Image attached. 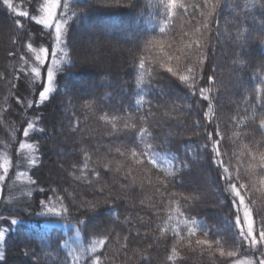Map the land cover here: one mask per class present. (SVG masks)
I'll return each instance as SVG.
<instances>
[{
  "label": "trees",
  "instance_id": "1",
  "mask_svg": "<svg viewBox=\"0 0 264 264\" xmlns=\"http://www.w3.org/2000/svg\"><path fill=\"white\" fill-rule=\"evenodd\" d=\"M244 2L245 0H226V3H222L218 10L221 32L226 25L230 29L237 26V22L233 20L235 11L232 6L236 3L243 5ZM12 3L19 10L36 14V0H12ZM148 3L149 0H119L118 3L115 0H73V6L82 9L83 18L81 20L74 18L70 21L67 47L72 63L64 65L63 71L58 73L55 91L50 94L47 101L34 103L32 108H26L24 105L28 100L38 102V90L43 80L40 84L31 85L28 76L19 72V55L24 51L19 40L31 33L33 45L37 48L41 45L50 46L51 41L46 35L47 30H43L42 26L27 18L16 17L3 4V0H0V22L4 29L8 26L4 32L9 29L5 34L7 40L0 43V74H3V78L0 79V126L4 122L12 130L5 142L0 141V154L7 150L13 162L5 181L0 182V186L3 187V192L0 193V217L4 218L0 219V229L10 227L6 231L5 240L0 242V252L3 253L0 264H62L67 256V249L60 247L64 239L71 236L74 248L78 249L81 245L86 247L94 235L109 227H115L121 235L132 228L133 237L138 228L140 238L132 239L131 246L144 248L153 243L152 231L139 223L137 215L145 217V222L149 219L155 221V216L147 205L138 203L144 194L151 195L154 189L146 186L143 194L137 189V194L129 201L117 200L114 208H110L103 203L104 197L92 186L84 181H77L70 175L73 172L72 165L82 163L80 152L82 144L89 147L92 159L96 160L107 152L108 147H115L121 140L131 138L130 133L111 134L110 127H106L95 117L89 116L85 119L86 114L82 105L86 100H94L97 115L102 110L118 111L121 115L125 110H132L130 106H134L139 92L135 86L134 61L143 42L158 34L159 29L160 18L157 10L149 8ZM152 3L155 4L156 0H152ZM85 4L90 7H84ZM260 15L261 12L257 9L247 12V20L243 23L250 32H255L257 18ZM94 18L99 21L94 23ZM17 19L24 25L23 29H18ZM180 23L179 19L174 22L170 34L179 31ZM216 27L215 23L211 25L212 31L209 33L210 40L206 50L208 59L203 71L204 79L200 80L199 84L207 86L205 81L209 75H215L222 81L223 87L212 93L216 97L214 104L219 119L208 123L203 115L207 110V101L199 95L193 96L188 87L164 72L158 73L152 81L151 89L145 90L146 103L140 112L147 115L151 109L154 113L149 117V129L155 137L156 150L173 153L178 157L175 162L178 166L180 162L187 165L179 167L171 181L170 190L185 195H198L199 200L191 205L188 213L209 225L222 227L227 220L233 219L232 210L220 191L223 182L218 181V169L211 159L209 150L203 146L207 143V133L212 132L217 123L226 136L231 135L234 125L230 117L236 114L237 105L240 114H245L246 105L242 100L248 95V90L255 85L254 69L258 63L264 61V49L256 43H251L242 52L227 39L217 38ZM92 29L98 34L96 38L99 41L98 44L92 43V49L103 53V57H108L110 60L108 65L104 66L102 62L101 64L99 62L100 65L95 64L80 56L83 53L82 43H78L77 38L83 32L88 36L90 34L88 30ZM14 38L18 40L15 44ZM9 52H14L15 55L10 56ZM234 60L237 61L235 65ZM240 61L246 62L248 66H242ZM45 68L43 77L46 75ZM17 73L19 80L14 78V74ZM12 83L16 86L12 87ZM17 97L21 98L23 104L17 103ZM172 107L176 108L175 114L164 116V111ZM73 112L79 117V128L82 130L75 133L69 127ZM30 120L34 122L36 130L31 131L30 136L25 138L22 134L23 129ZM197 121H200V125L196 124ZM256 135L259 136V133ZM21 140H27L37 146V162L34 166L22 163L16 167L17 160L20 159L17 148ZM6 144L9 145L7 149ZM96 147H99V153L94 151ZM222 147L231 151L227 139ZM101 171L104 179L111 184L114 175ZM19 172H26L27 176L35 181V189L26 202L12 206L6 202V198L13 196L16 199L20 195L17 185L9 191L13 181L17 183ZM11 180L10 187H6ZM53 189L56 190L55 193ZM65 189L68 190L67 193ZM68 193H72V196H68ZM56 195L65 197L64 203L69 206V218L72 223L65 224L62 221L51 223L50 221L57 218L37 215L47 211L45 205L49 200L55 202ZM73 197L76 203L72 202ZM95 199L101 200L95 214L80 205L82 200ZM113 212L119 214L118 220ZM125 216L131 217L133 223L122 224ZM90 217L91 222L80 225L81 236L77 241L74 234L75 222L81 219L88 221ZM12 218L19 219L21 223L11 225ZM259 220L260 218L256 217L257 227ZM4 223H7L6 227ZM154 229L155 223L151 225V230ZM145 231H149L147 238H143ZM235 232L236 229H229L227 234L221 235H226L230 244ZM170 244V234L167 242L153 244L149 249L151 264H170L166 260ZM109 254L111 255V252ZM181 257L178 264H213V260L206 253L201 255L199 251L181 250ZM122 261L121 255L115 259L114 264H122ZM80 264L86 262L81 261ZM139 264L144 262L139 261Z\"/></svg>",
  "mask_w": 264,
  "mask_h": 264
},
{
  "label": "snow or ice",
  "instance_id": "2",
  "mask_svg": "<svg viewBox=\"0 0 264 264\" xmlns=\"http://www.w3.org/2000/svg\"><path fill=\"white\" fill-rule=\"evenodd\" d=\"M119 2V0H115ZM226 0H156L153 4L149 0L148 7L155 8L159 16L158 34L145 40L135 58V86L139 89L132 110H125L123 115L118 111L102 110L97 115L96 102L86 100L82 108L85 111V119L89 116L95 117L110 127L111 134H132L129 140H121L119 145L108 147L103 156L96 160L92 159V151L86 144H82L80 152L82 163L73 164V172L70 175L77 181H84L98 191L104 197L103 203L114 208L115 201H129L137 194V189L143 194L145 187L154 189L151 195L144 194L139 199L140 205H147L153 212L155 221L137 215V220L145 228L152 231V241L147 247L131 246L132 239L140 238V230H135V237L132 235V228H129L123 235L115 227H109L98 235L91 238L90 243L85 247L81 245L78 249L73 247L72 237L63 240L60 247L67 249V256L62 264H114L117 257L123 256L122 264H151L149 249L154 243L167 242L169 234L171 244L166 256L170 264H178L182 259L181 250L199 251L205 253L213 264H264V61L257 64L253 76L255 85L248 90V95L243 97L242 103L246 105L243 115L237 112L230 117L234 125L230 136H226L217 123L212 132H208L207 143L203 146L208 149L211 159L217 167L218 181L223 185L220 191L224 194V200L232 210L233 219H229L221 226L209 225L191 216L188 209L199 200L195 194L185 195L170 190L171 181L175 178L179 167H186L184 162L178 166V160L173 153L156 150L155 137L149 129V117L154 113L149 109L147 115L140 112L146 103L145 90L151 89L155 76L164 72L179 80L190 90L193 96L199 95L207 101V110L204 117L208 123L218 120V114L213 92H218L222 87L215 75H209L205 81L207 86H200L199 81L204 79L203 71L208 59L207 48L212 31L211 25H217L216 37L225 38L238 46L242 52L249 44L256 43L264 49V0H245L243 5H233L237 22L234 29L225 26L223 32L219 28V9ZM3 4L16 17L27 18L36 25L47 30L46 35L50 39V46L41 45L34 47L32 34L28 33L21 37L22 51L19 55V72L26 76L30 73L32 82L43 80L38 90V102L28 100L26 108H32L34 103H43L50 98L55 91V81L58 73L63 71V66L71 64L67 47V35L70 28V21L81 20L83 11L73 6V0H36L34 15L27 10H19L12 0H3ZM84 7H90L85 4ZM251 9L260 10L261 15L257 18L255 32H250L243 21L247 20V12ZM243 13V15H242ZM181 21L179 31L172 33L174 22ZM18 29L24 25L19 19L16 20ZM18 40L14 38L13 43ZM14 56V52H9ZM240 55V53H238ZM234 65L237 61H233ZM242 66L248 65L244 61L239 62ZM46 66V68H45ZM42 68H45L46 75L42 77ZM3 74H0V79ZM19 80V74H14ZM12 83V87H15ZM18 104H23L20 97L16 98ZM69 103H71L69 101ZM176 108L166 109L164 116H173ZM72 121L69 127L73 133L82 131L79 128L80 119L75 112L72 114ZM74 121V122H73ZM200 125V121L196 122ZM254 126V127H252ZM33 121H28L23 129V137L28 138L31 131H35ZM43 131V129H41ZM259 133V136L256 133ZM227 139L231 145V151L223 149L222 145ZM9 145H5L7 149ZM35 144L27 140H21L18 144L16 167L22 163L27 166H34L37 162ZM100 152L99 147L94 150ZM91 162V166H90ZM13 167L12 158L5 150L0 154V182L5 181L9 169ZM112 173L114 179L109 184L102 175ZM79 173L78 175L76 173ZM24 177L29 184L35 181L27 176L26 172H19L17 179ZM16 187V181L9 191ZM43 191V189H41ZM54 193L55 189L52 190ZM66 193L67 189L64 190ZM3 187L0 186V193ZM21 195H31V191L21 189ZM72 196V193H68ZM14 199V197H12ZM65 197L56 195L55 202L49 200L45 205L47 211L37 215L56 217L51 223L64 222L72 223L69 218V206L64 203ZM73 203H76L73 197ZM224 201H222L223 203ZM43 204V202H41ZM81 207L95 214L101 205V200L80 201ZM135 206V205H133ZM163 213V215H161ZM118 220L119 214L113 212ZM256 217H259L257 227ZM0 219H4L0 217ZM79 220L74 224V234L78 241L81 236L80 225H87L91 222ZM11 225H17L21 221L12 218ZM124 225L132 224L131 217L125 216L121 222ZM155 223V229L151 225ZM134 227V225H133ZM229 229H236L235 235L229 244L226 235ZM7 229H0V242L5 240ZM149 231H145L147 238ZM111 252V255L109 254ZM27 254V252L25 253ZM0 259L3 253L0 252Z\"/></svg>",
  "mask_w": 264,
  "mask_h": 264
},
{
  "label": "rangeland",
  "instance_id": "3",
  "mask_svg": "<svg viewBox=\"0 0 264 264\" xmlns=\"http://www.w3.org/2000/svg\"><path fill=\"white\" fill-rule=\"evenodd\" d=\"M93 21H94V23H97L99 21V19L94 18ZM7 27L8 26H6V28ZM5 29H4V25H2V23L0 22V43L2 41L4 42V41L7 40V37H5L6 36L5 34L7 32H9V29H8V31L6 30V32H4ZM88 31L90 33L88 36L84 35V32H83V34H81V36H79V38H77V42L78 43H82V52L83 53L80 54V56H82L84 58H87L89 61H92L95 64H99V62L101 64V62H102L103 63L102 65H104V66L108 65L109 62H110L108 57H103V55H102L103 53L101 54L99 52H96V50L92 49V43L93 42H96L97 44L99 43V41L96 38V36H98V34H96L93 31V29L91 31L90 30H88ZM94 38H96V39L92 40ZM80 61H82V58H80ZM43 70H44V68H42V74H43ZM27 76L29 78V82L31 83V85H33L34 83L32 82L31 74L29 73ZM42 77H43V75H42ZM84 80H86L85 77H84ZM41 81L42 80L36 81L35 83H39L40 84ZM11 133H12V130H10L9 126L6 125V123L4 124V122H2V124L0 126V141H4L5 142L6 141L5 139H6L7 135L11 134ZM3 134H4V136H3ZM11 182H12V180L9 181V183L6 185V187H10V183ZM16 185H17V188L20 189V192H19L20 195H18V198H16L17 200L13 199L12 198L13 196H11V197L9 196V197L6 198V202H8V204H10L12 206H16L17 204L19 205V204L27 201V198H28L29 195H21V189H24L25 191L30 190L31 192L35 189L34 184H29L27 182V179L24 178V177L18 179ZM0 198H1V196H0ZM4 225L6 227L7 223H4ZM9 228L10 227L3 228V229H7L8 230Z\"/></svg>",
  "mask_w": 264,
  "mask_h": 264
}]
</instances>
